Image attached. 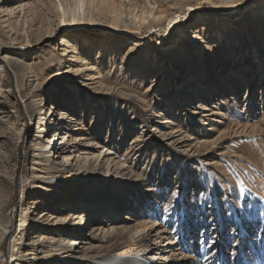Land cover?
<instances>
[{
    "label": "rangeland",
    "instance_id": "rangeland-1",
    "mask_svg": "<svg viewBox=\"0 0 264 264\" xmlns=\"http://www.w3.org/2000/svg\"><path fill=\"white\" fill-rule=\"evenodd\" d=\"M263 1L0 0V264H264Z\"/></svg>",
    "mask_w": 264,
    "mask_h": 264
},
{
    "label": "bare ground",
    "instance_id": "bare-ground-1",
    "mask_svg": "<svg viewBox=\"0 0 264 264\" xmlns=\"http://www.w3.org/2000/svg\"><path fill=\"white\" fill-rule=\"evenodd\" d=\"M234 2L236 3V1H233V4H234ZM85 3H86V0H77V3L75 5V7L73 8V11L70 14L62 6V4L60 3L59 4L60 21H63V23H61V25L62 26H69V27H78L80 25H84V23H82L80 21L81 20L80 17L83 16V13L85 11V5H86ZM257 7H258V9L264 8V1L262 3H260V5L257 6ZM191 9H193V8H191ZM179 20H181L179 18V15L172 16L168 20V23L169 24H173L176 27V26H178L177 25L178 24L177 21H179ZM250 73H252V72H250ZM247 80L251 81V79H249V78ZM43 114H44L43 111H41V113H40L41 117L40 118H42V115ZM245 127L246 126H243V128H245ZM251 129H252V131H255L257 128L255 126H253V127H251ZM255 143H256V139H254V137H252V138H250L248 140L247 145L252 146ZM248 151L250 153L252 152V150H248ZM111 154H112V151H111L110 148H106L105 146H101L100 148L97 149V148H95L93 146V148L90 147V148L86 149V151H84L82 153V155H80V156H81V158L84 161H93L96 164H99L100 162H105V163L110 162ZM243 154H245V152ZM79 207H83V208H86L87 209V207L85 206V204L83 202H82V204L80 203ZM85 226H86V224H85ZM167 245H171V242H169ZM27 254H28V252L25 253L23 256H26ZM99 264H153V263L146 261L143 258V256L142 255H139V254H137V255H132V254H129V255H127V254H115V255L103 256L99 260Z\"/></svg>",
    "mask_w": 264,
    "mask_h": 264
},
{
    "label": "snow or ice",
    "instance_id": "snow-or-ice-1",
    "mask_svg": "<svg viewBox=\"0 0 264 264\" xmlns=\"http://www.w3.org/2000/svg\"><path fill=\"white\" fill-rule=\"evenodd\" d=\"M190 11H191V9H190ZM61 23H63V21H61ZM173 195H175V193H173ZM168 209L167 208H165V211H167Z\"/></svg>",
    "mask_w": 264,
    "mask_h": 264
}]
</instances>
